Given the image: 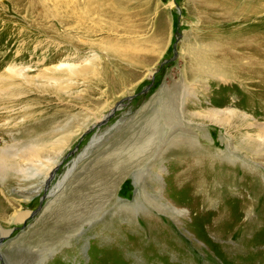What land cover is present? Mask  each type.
<instances>
[{
    "label": "rangeland",
    "instance_id": "rangeland-1",
    "mask_svg": "<svg viewBox=\"0 0 264 264\" xmlns=\"http://www.w3.org/2000/svg\"><path fill=\"white\" fill-rule=\"evenodd\" d=\"M260 16L264 0H0V264H264V64L247 77L254 63L222 56L218 46H231L228 37L242 35L230 29ZM208 48L205 67L221 76L199 69L193 53ZM185 94L182 121L203 124L200 141L215 143L219 165L232 156L256 178L238 171L218 181L200 219L179 202L186 195L176 196L187 188L166 195L172 156L158 178L144 162L117 179L114 196L101 197L90 176L96 157L159 104ZM207 108L235 114H220L225 122L217 124ZM174 120L165 132L158 121L160 142L187 128ZM28 146L42 161L23 159ZM257 182L262 196L252 194ZM158 187L184 215L160 205ZM79 189L93 213L68 229L53 211Z\"/></svg>",
    "mask_w": 264,
    "mask_h": 264
},
{
    "label": "bare ground",
    "instance_id": "bare-ground-1",
    "mask_svg": "<svg viewBox=\"0 0 264 264\" xmlns=\"http://www.w3.org/2000/svg\"><path fill=\"white\" fill-rule=\"evenodd\" d=\"M259 19L260 21L255 22L254 24L247 23L244 26L246 28H243L241 30H238V28L230 29V31H237V33H240L242 35V36L234 35L228 37V40L232 44L231 46L234 47L231 46L227 47V45L224 43L218 44L219 47H221V45L223 46L224 51L221 52L222 56L225 55L227 52H229L232 55L233 60L238 61L239 59L242 58H249V61L247 63L248 64L254 63L255 68L251 66L246 71L247 77H255L256 75H259L258 73L261 72L258 66L264 64V28H263L264 26L262 25L264 16H260ZM230 47L232 48V50L230 49ZM206 51L208 52L211 51V48L209 50L200 49L199 52L195 50V52L193 53L197 58L196 62L198 63L201 72H203L202 74L208 72L207 67H205V65L208 62V59L205 57V54L208 53V52L205 53ZM241 53H243L245 57H242ZM234 63L236 66H238L237 62L234 61ZM63 66H65L64 68L71 71L74 69L73 67L65 64L60 65V68ZM201 72H198L200 76H201ZM209 72L210 74L221 76V72L217 70L212 69L209 70ZM222 75L226 77L228 80H231V77H234L233 74L231 75L228 73ZM185 96L186 94L181 99L179 98L178 102L175 101L174 103L166 102L164 104H159L158 109L156 110L152 109L153 112H151L149 115H145L141 121L139 120L138 123L132 125L128 130V132L122 134L114 142V144H112L111 149L104 151L102 154L96 157L92 172H90L91 174L90 176L92 177V179H95V181L97 180V182L99 181L101 183V187H103L104 190L103 192L100 190L101 197L114 196L116 193L115 191L116 185L114 183H116L117 179L127 172H131L132 170L134 171V169L136 170L138 166L140 167V165L144 162L148 163L147 166H149V170L152 171L154 174H156L158 178L163 170V163L166 162L168 159H170V157L172 156L173 161L169 166L171 173L167 177V179H165L167 185L166 195L168 197H171L170 195H172L174 192L172 191V188L174 187L183 186L184 189L187 188L186 193H184L183 195L182 193H178L177 195L176 194L175 195L178 198L184 197V195H186L183 199H180L179 202L187 204L188 210L194 212L196 217L198 216L200 219L204 214L202 211V206L204 203H206L205 201L211 203L214 199V196H216L217 190L215 186H217L218 181H226L227 179L234 180L236 178L235 175H237L238 171H241L240 174L244 178H250L251 180H254L252 178H256V175H252V172H248L249 169L235 164L234 162L236 159L233 158L232 156L226 157L229 160H226V163H222L225 164L224 166L219 165L221 164V162L220 161L217 162L214 159L215 152L214 149H211V146H215V143L212 142L210 145L206 143L204 144V142L200 141V138L201 137L205 138V134H206L204 133V131L206 132V129L203 127V124L201 123V125L197 127L196 122L194 120L193 121L190 120L188 122L182 121V119L185 117L184 116V111L186 107V99L184 98ZM207 109L208 110L205 111L206 116H208L212 121H216L217 124L220 121L225 122L223 119L219 118L220 114L221 115L223 114V116L224 114H228L229 116L235 114L234 110L229 108H227L225 111H219L214 108H207ZM174 115L177 118H173ZM192 115L198 117L205 116L204 114H202V112H193ZM172 119L173 120L177 119V121L179 120L180 122L179 124L181 126H186L187 128L183 130L177 127L178 129L172 130L170 133L167 134L164 142H160L161 140H159V136L158 137L156 136L158 121L162 122L161 131L163 132L164 130L165 132L167 127L170 128L169 126L173 124ZM162 132H161V136L163 137L164 134ZM200 133H202V135H200ZM258 139L259 141L261 140V145H263V152H264V134L259 135ZM259 144L260 142L257 143V145L254 147L255 148L258 147ZM42 154L43 153H41V150L38 149L37 147L28 146L24 150V155L23 154L22 155H23V159L25 158L30 161L40 162L42 161L41 159ZM0 166H2V164ZM153 168L155 170H153ZM17 171L24 173V170H17ZM156 182L158 183V179H156ZM261 184H262L261 182L260 183L257 182L255 184V188L253 189V193H252L255 194L254 196L256 195L262 196ZM52 193H54V191ZM86 195H87L86 189L84 190L79 189L75 193H72L70 198L71 201L69 202L66 201L65 205L58 204V206L53 211L55 213L61 214L60 216H62L66 220L68 229L76 225L77 220L81 221L82 219H85L89 214L93 213L91 207H89V210H87V208L83 206L87 202L88 200L87 198H89ZM163 195L164 194L160 192V188L158 187V190H156L154 197L155 199L160 200V205L162 207L174 210L175 212L181 215L185 214V212H183L180 208L169 203L168 202L169 199L164 198ZM166 195L164 196L167 197ZM79 206L83 208L80 211L78 209ZM132 208L133 207H127V210L125 209V211L122 213H124V215L127 216L128 214H130ZM222 212L223 211L217 210L216 212L210 213L208 215L207 219L209 221L207 223L205 222L208 225L207 226L208 228L209 227L211 229L214 228V219H220V214ZM22 216L24 215H21V217ZM146 223L148 228L151 229L156 228L158 226L156 224L157 223L156 220L152 219V217H149ZM59 228L60 227H58V229ZM60 233L62 232L57 231L54 234H52L49 238H47L46 236V238L47 239L54 238Z\"/></svg>",
    "mask_w": 264,
    "mask_h": 264
}]
</instances>
